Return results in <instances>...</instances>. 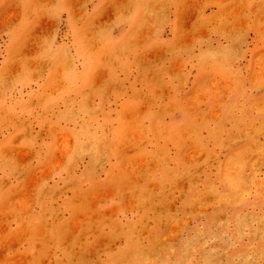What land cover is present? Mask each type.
I'll return each instance as SVG.
<instances>
[{"label": "rangeland", "instance_id": "374dc122", "mask_svg": "<svg viewBox=\"0 0 264 264\" xmlns=\"http://www.w3.org/2000/svg\"><path fill=\"white\" fill-rule=\"evenodd\" d=\"M0 264H264V0H0Z\"/></svg>", "mask_w": 264, "mask_h": 264}, {"label": "bare ground", "instance_id": "6f19581e", "mask_svg": "<svg viewBox=\"0 0 264 264\" xmlns=\"http://www.w3.org/2000/svg\"><path fill=\"white\" fill-rule=\"evenodd\" d=\"M152 120H153V119H152ZM153 122H154V121H153ZM94 123H95V122H94ZM154 124H155V123H154ZM126 139H129V137L126 138ZM123 142H124V140H123ZM142 142H143V141H142ZM121 143H122V142H121ZM124 143H125V142H124ZM114 149H115V148H114ZM118 156H119V155H118ZM33 182H34V181H33ZM230 185H231V184H230ZM230 188H231V187H230ZM232 188H233V187H232ZM232 188H231V189H232ZM234 188H235V187H234ZM256 192H257V191H256ZM236 193H237V192H236ZM228 198H229V197H228ZM247 224H248V223H247ZM247 224H246V225H247ZM237 226H238V225H237ZM182 257H183V256H182Z\"/></svg>", "mask_w": 264, "mask_h": 264}]
</instances>
